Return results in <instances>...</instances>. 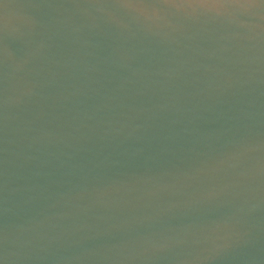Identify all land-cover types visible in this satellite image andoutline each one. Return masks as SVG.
I'll return each instance as SVG.
<instances>
[{
  "label": "water",
  "instance_id": "1",
  "mask_svg": "<svg viewBox=\"0 0 264 264\" xmlns=\"http://www.w3.org/2000/svg\"><path fill=\"white\" fill-rule=\"evenodd\" d=\"M0 264H264V0H0Z\"/></svg>",
  "mask_w": 264,
  "mask_h": 264
}]
</instances>
